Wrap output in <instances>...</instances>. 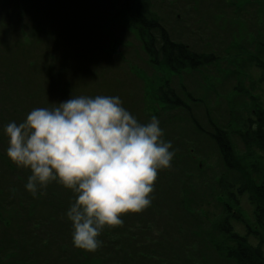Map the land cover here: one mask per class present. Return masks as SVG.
I'll return each mask as SVG.
<instances>
[{
    "label": "trees",
    "instance_id": "1",
    "mask_svg": "<svg viewBox=\"0 0 264 264\" xmlns=\"http://www.w3.org/2000/svg\"><path fill=\"white\" fill-rule=\"evenodd\" d=\"M57 1L0 0V60L8 66L6 72L0 73V83L5 85L0 89L3 96L1 121L10 120L11 113L19 110V101L13 100L8 90L10 84L19 82L29 87L28 90L33 89L36 84L40 86L46 72L54 76L62 69L63 62L65 72L77 74L82 63V72L95 78L96 73L91 70L95 69L96 61L102 58L100 61L105 69L110 68L111 58L115 60L120 56L125 60L120 48L128 47L121 43L126 41L133 46L136 39L147 54L148 63L163 73L150 82L151 90L144 101L143 112L147 114L149 106L153 115L148 114L150 117L141 121L134 99L137 96L126 98L115 94V81L109 84L111 96L121 97L124 108L136 105L131 110L142 124L150 122L153 116L161 120V114L166 115L160 126L167 128L165 135H174L170 139L163 136V140L171 142L170 151L175 155L170 169L158 173L157 185L154 183L150 197H156L157 188L163 187V201H153L139 213L122 215L123 225L105 227L98 237L102 241L101 247L89 252L74 245V228L67 217L76 194L54 181L38 190L34 197L25 187L28 180L24 181L21 169L7 156L9 142L7 146L3 143H6L4 129L9 123L0 122V146L4 145L3 151L0 150V179L5 182L0 183V264H264V105L261 100L253 96L250 97L251 106L244 104L243 109H247L245 119L235 114L234 105L216 117L208 103L191 98L192 93L185 91L184 84L181 88L189 104L180 97L170 85L171 78L199 73L201 69L215 65L219 58L211 52H197L183 41H175L162 19L152 11L150 0H83L92 5V10L78 6L83 5L81 0H66L71 14L76 12L78 15L76 23L71 17L70 20L63 19ZM165 1L155 3L162 7ZM251 3L258 4L264 13V0H239L237 3L229 0L226 5L240 9ZM173 5L169 0L167 7ZM60 24L65 25L63 50L71 53L73 48H79V58L53 59L50 51L43 49ZM259 31L251 43L256 44L255 52L249 53L235 43L231 57L237 65L241 57H252L255 65L264 72V26ZM230 76H235L237 82L243 78L238 72ZM90 77L83 76L74 81V92L83 88L88 90ZM202 77L215 81L204 73ZM214 87L212 84L211 89ZM11 90L15 89L11 87ZM56 91L61 102L69 100L64 97L69 88L59 85ZM235 91L241 92V88ZM150 96L159 104V110L152 109ZM191 102L196 105L191 106ZM194 107L200 110L197 114ZM174 111H182L184 115L173 114ZM204 140L215 148L220 173L209 163L214 158L212 153H204L200 158L196 152ZM241 143L243 150L239 149ZM168 178L172 179L171 186L165 183ZM171 194L175 197L174 206L168 203ZM244 197L255 206L253 230L248 222L242 221L244 214L238 209L239 199ZM213 204L216 212L206 208ZM157 215L175 217L176 221L170 227L177 234H168L166 229L163 230L166 232L155 231L154 225L159 228L154 220ZM231 220L246 223L248 233L245 237L233 229ZM137 227H142L141 231L136 232ZM144 227L155 236L144 234ZM149 237L151 240H147ZM187 247H197L198 254Z\"/></svg>",
    "mask_w": 264,
    "mask_h": 264
},
{
    "label": "rangeland",
    "instance_id": "2",
    "mask_svg": "<svg viewBox=\"0 0 264 264\" xmlns=\"http://www.w3.org/2000/svg\"><path fill=\"white\" fill-rule=\"evenodd\" d=\"M151 1V9L155 12L164 22L169 32L173 35L175 41H183L185 44L190 45L197 52H211L215 56H218V61L215 65L206 67L201 69L199 73L191 74L184 73L182 78L178 76H174L170 80V85L174 88L180 97L186 99V95L184 93V89L181 88V85L184 84L185 91L191 92L192 97L194 99H199L200 103H204L203 100L212 107L215 111L216 117H220L224 110L230 108L231 105H234V112L236 115H242L245 119L247 117V109H243L244 104L252 105L251 98L256 96L259 100H261V104L264 105V72L259 69L255 63V60H252L248 57H241L238 61V65L233 62L231 54L235 52L234 44L238 43L245 50L250 52H255L256 44L252 43L253 40H256V36L259 34L260 28L264 26V13L262 8L256 3H251L250 5H244L240 9H234V6L228 7L226 4L229 3V0H170L173 1L172 7H167L169 0H166L164 6H160V3H155L157 0ZM160 1V0H158ZM164 1V0H163ZM239 0H234L237 3ZM83 6L86 10H92V5L81 0ZM154 3V5H153ZM235 4V3H234ZM57 7L59 12H61L64 16V20H70L72 18L73 22H78L77 13L71 14V8L67 5L66 0H58ZM56 10V8H55ZM263 15H261L259 12ZM61 14V17H62ZM49 25V22L47 21ZM57 25V29L53 34V38H49L48 42L43 45V49H48L50 51L51 58L53 59H77L80 57L79 53L81 49L73 48L71 53H66L63 50L64 45V32L63 28L64 24ZM77 32V30H74ZM251 32V35L248 33ZM46 38V30L44 32ZM121 36H123L121 34ZM126 37V34L124 35ZM264 42V39L262 40ZM108 43V41H105ZM104 43V46L107 48L108 45ZM122 46L128 48H120V50L124 51L122 57L125 60H121L120 56H117L115 60L111 58V66L110 68L103 69L102 61H96L95 69H92L91 72L96 73V77H90L89 73L82 72V63L79 64L78 73L74 72H65L64 62L62 64V69L57 70L54 76H51L48 72L44 74V78L41 80V84H36L35 87L32 86L33 89H29V87L23 85L19 82H14L9 85L8 90L12 93V99L18 102L19 110L14 111L10 115V120H3L0 122L3 123H11L16 122L17 124L22 123L26 120L27 115L36 108H53L56 106L55 103H60L61 99L57 96V88L60 85L61 88H69V93L64 96L67 99L73 97V95H86L95 97L97 95H105L111 96L113 94L111 87L109 84L114 82L116 91L114 92L117 95H124L126 98H134L135 103L138 106V115L140 116L141 121H145L146 118L150 117L148 114L153 115L151 112V108L147 107V114L143 112L146 104V95L147 92L151 90L150 82L153 81L154 77H161L163 73H159L154 69V67L148 63L149 59L147 58V54L143 50L141 43L134 39L133 46L131 43H127L123 41L121 43ZM91 58H95L93 54H91ZM102 55V54H101ZM103 56V55H102ZM106 56V54H105ZM222 58V59H220ZM251 63V64H250ZM8 66L5 64L3 60H0V73L5 71ZM42 69L43 66L41 67ZM6 72V71H5ZM24 72V71H20ZM238 72L243 74V78L237 82V79L233 75V73ZM84 73V74H83ZM206 74L207 76H211L215 81L211 79L206 80L205 77H202V74ZM68 75H72L68 76ZM90 77V83L88 84V90L84 88L77 92H74L73 85L74 81L79 79L80 77ZM86 78V79H87ZM199 79V83L197 80ZM204 79V80H203ZM63 80V82H62ZM117 81V82H116ZM62 82V83H61ZM61 83V84H60ZM212 84H214V89H211ZM1 87H5L2 83H0ZM11 87L15 90H11ZM236 88H241V92H236ZM30 93L29 96L28 94ZM129 93L133 94L129 95ZM239 93V95H238ZM220 94V95H217ZM2 93H0V103L2 101ZM121 98V97H120ZM152 103V109L156 108L160 109L159 104L155 103V100L152 96L148 97ZM122 100V98H121ZM67 101V100H65ZM186 102L189 104V99H186ZM263 102V103H262ZM196 103L191 102L190 105L194 106ZM128 106L127 109L132 115L131 108L136 107ZM124 107V106H123ZM194 113L197 114L199 109H195ZM24 112V115H23ZM174 111L173 114H182L184 113H176ZM220 113V114H219ZM14 117V119H11ZM16 118H19L18 122ZM167 118L166 115L161 114V120ZM159 120V121H161ZM163 130V136L170 139L174 134L165 135L164 132H167V128L163 125L160 126ZM183 129V128H181ZM3 133V132H1ZM163 139V137H162ZM7 141L9 139L6 135V143L3 144L7 146ZM0 146V150L3 151V145ZM210 142L208 140H204L197 146L196 151L200 158L204 156V153L211 155L214 157L209 163L212 164V169L217 172H221L218 163V160H215L217 157L215 153V148H211L209 145ZM9 147V143H8ZM7 147V148H8ZM200 148V150L198 149ZM239 149L243 150L244 147L239 144ZM11 161V159H9ZM14 165V163L11 161ZM21 173L23 175L24 181L28 180V177L31 175L29 169L20 168ZM168 169V168H167ZM170 169V168H169ZM164 169L158 170L159 174H162ZM167 171V170H165ZM158 174V175H159ZM7 177L8 174L6 172ZM14 180V178H13ZM172 179L168 178L166 180V185L171 186ZM0 183L2 182L0 179ZM157 185V182L155 183ZM2 188H7L3 187ZM156 197L153 196L151 202L157 201L162 202L164 199L163 196V187L157 188ZM167 191L166 193H168ZM174 194H171V197L168 199V203L171 206H174ZM6 201L4 202V204ZM9 204V202L7 203ZM239 210L244 214L242 216V221H246L251 225V228L255 227L253 224L256 223L255 217V206L248 200L247 197L239 199ZM207 209H214V204L212 207L210 205H206ZM8 208V207H7ZM209 211V210H206ZM216 212V210L214 209ZM237 212V210H235ZM245 216V217H244ZM158 222L159 228L154 225L155 231L169 230L168 234H177L175 229L170 227V224L176 221V218L167 217L166 215H157L154 219ZM242 221L231 220L233 224V229L242 237L247 235L246 223ZM151 226V225H150ZM142 227H137V231H141ZM144 234L149 236H155L152 234L153 228L151 226L152 232H149L146 227H144ZM253 240H255L252 237ZM147 240H151V238H147ZM256 241V240H255ZM253 244V243H252ZM190 251H194L198 254V248H190L187 247Z\"/></svg>",
    "mask_w": 264,
    "mask_h": 264
},
{
    "label": "clouds",
    "instance_id": "3",
    "mask_svg": "<svg viewBox=\"0 0 264 264\" xmlns=\"http://www.w3.org/2000/svg\"><path fill=\"white\" fill-rule=\"evenodd\" d=\"M55 104L5 126L7 156L30 170L25 187L34 197L54 181L76 194L67 211L73 243L95 252L105 227L150 206L158 170L169 168L175 153L157 117L140 123L119 97L73 95Z\"/></svg>",
    "mask_w": 264,
    "mask_h": 264
}]
</instances>
